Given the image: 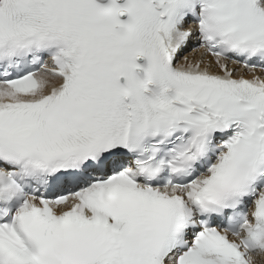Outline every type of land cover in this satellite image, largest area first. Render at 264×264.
Instances as JSON below:
<instances>
[{"label": "snow or ice", "instance_id": "obj_1", "mask_svg": "<svg viewBox=\"0 0 264 264\" xmlns=\"http://www.w3.org/2000/svg\"><path fill=\"white\" fill-rule=\"evenodd\" d=\"M0 264H264V0H0Z\"/></svg>", "mask_w": 264, "mask_h": 264}]
</instances>
